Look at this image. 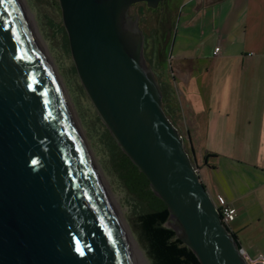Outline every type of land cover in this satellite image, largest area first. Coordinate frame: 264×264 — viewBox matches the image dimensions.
<instances>
[{"label": "water", "instance_id": "95a60500", "mask_svg": "<svg viewBox=\"0 0 264 264\" xmlns=\"http://www.w3.org/2000/svg\"><path fill=\"white\" fill-rule=\"evenodd\" d=\"M162 1L59 0L75 69L168 207V227L201 264H248L163 108L145 35L129 15ZM32 28L22 0H0V264H145Z\"/></svg>", "mask_w": 264, "mask_h": 264}, {"label": "crops", "instance_id": "0c3cea01", "mask_svg": "<svg viewBox=\"0 0 264 264\" xmlns=\"http://www.w3.org/2000/svg\"><path fill=\"white\" fill-rule=\"evenodd\" d=\"M180 22L173 56L183 109L177 119L186 123L204 185L213 199L237 209L229 228L256 257L264 254V0H197ZM250 147H260L257 156ZM207 154L216 156L204 166Z\"/></svg>", "mask_w": 264, "mask_h": 264}, {"label": "rangeland", "instance_id": "374dc122", "mask_svg": "<svg viewBox=\"0 0 264 264\" xmlns=\"http://www.w3.org/2000/svg\"><path fill=\"white\" fill-rule=\"evenodd\" d=\"M23 1L25 2L29 13H32L33 15V22L37 28V31H35L33 26L32 29L36 35L39 34V36H41L40 38L44 46L46 45L45 50L52 59L51 60L47 54H45L47 56V62L52 66L53 71L56 68L57 73H55V80L58 81V85L59 82H62L60 83L61 89L63 90L64 94L66 93L69 96L71 105L74 108L78 129L80 132L82 130L81 134L83 133L81 139L87 142V149L93 156V159H95L99 165L104 177L106 178V181L108 182L109 190H106L109 193L111 191L115 196L118 202V207L124 215L126 224H128L132 235L136 239V246L139 248L142 256L146 258L148 264H152L150 258L148 257L146 246L140 240L137 229L136 213L139 210V202L133 195L129 193L115 170L112 161V135L103 121L100 119L90 98L85 92L75 69L74 61L72 59L66 38V32L63 30L64 26L59 0H22V2ZM196 1L197 0L179 1L172 20L173 28L170 29V23H168L167 26L163 28L158 27L159 30H163V33H157L158 41L161 42L160 45H158V47L155 49V52L152 50L153 46L151 48H147L145 51L147 66L153 70L157 80L159 79L162 83L165 82L170 85L171 90L174 92L175 103L178 106L181 104L180 101L182 100V96L176 84L174 83L176 71L173 56L178 50V45L183 34V28L180 22L181 15L188 13L190 7L194 8ZM187 3H194V6L190 5L185 8ZM148 17L152 18L150 22L151 26L154 27L156 24V16L154 17L153 14L149 15L148 13ZM200 25H202V21L200 22ZM170 31L171 37L169 39ZM175 40H177L178 43L174 51ZM40 47H43L41 41ZM180 116L182 115L180 114ZM183 122L184 121H182V117L181 119L178 118L177 127L187 141V132L184 127L186 123L184 122L183 124ZM187 146H189L188 142ZM210 148H214V150H220L222 155L226 154L228 156H234L229 147H226L225 149L224 147L219 146ZM251 150H253V152ZM246 151L250 156L254 157L258 155L257 151H260V147H250L249 151ZM201 165L202 163H200L198 166L200 167V174L201 169L203 168Z\"/></svg>", "mask_w": 264, "mask_h": 264}, {"label": "trees", "instance_id": "16d2710c", "mask_svg": "<svg viewBox=\"0 0 264 264\" xmlns=\"http://www.w3.org/2000/svg\"><path fill=\"white\" fill-rule=\"evenodd\" d=\"M63 30L65 31L64 27ZM66 38L68 42L67 34ZM152 38L154 41L152 50L155 52L161 42L156 36ZM146 49L145 46V51ZM158 82L163 93V108L177 126V117L183 112L182 106L181 104L180 106L176 105L174 92L170 85L165 82L162 83L159 79ZM172 102L175 104H171ZM112 139V161L120 180L129 193L139 202V210L136 213L137 229L152 264H201L194 252L177 237L173 229L168 227L170 211L166 204L153 192L147 177L121 150L113 137ZM185 143L187 146L186 140ZM189 147L194 152L193 147L187 146L188 149ZM211 156L216 155L207 154L204 158V166H209L208 160Z\"/></svg>", "mask_w": 264, "mask_h": 264}, {"label": "flooded vegetation", "instance_id": "af4514ba", "mask_svg": "<svg viewBox=\"0 0 264 264\" xmlns=\"http://www.w3.org/2000/svg\"><path fill=\"white\" fill-rule=\"evenodd\" d=\"M179 1L181 0H163L156 8H150L146 2L132 6L129 15L135 22H139L140 29L145 35V46L147 48L153 46L154 41L152 37L156 36L158 39L157 33H163V30H159L158 27L163 28L170 23V29L173 28L172 20ZM148 13L149 15L153 14L154 17L156 16L154 27L151 26L150 20L152 18L148 17Z\"/></svg>", "mask_w": 264, "mask_h": 264}, {"label": "built area", "instance_id": "2783aa9c", "mask_svg": "<svg viewBox=\"0 0 264 264\" xmlns=\"http://www.w3.org/2000/svg\"><path fill=\"white\" fill-rule=\"evenodd\" d=\"M220 48H216V52H219ZM214 202L216 204V207L220 211V215L222 218L223 223L230 227V224H232L237 217V209L230 206L226 200L223 197H218L217 199H214ZM242 255L244 256L246 262L248 264H264V254H259L256 257L249 256L245 250H242Z\"/></svg>", "mask_w": 264, "mask_h": 264}, {"label": "bare ground", "instance_id": "6f19581e", "mask_svg": "<svg viewBox=\"0 0 264 264\" xmlns=\"http://www.w3.org/2000/svg\"><path fill=\"white\" fill-rule=\"evenodd\" d=\"M23 7H24V10H25V11H24V12H25V15H26V16H29V17H32V26L34 27L35 31H37V28L35 27L34 22H33V21H34L33 15H32V13L30 14L29 11L27 10V7H26V4H25L24 1H23ZM32 31H34V30L32 29ZM36 33H37V32H36ZM37 34H38V33H37ZM38 35H39V34H38ZM40 37H41V36H40ZM40 41H41V44H42V46H43V49L45 50V46H46V45L44 46V44H43L41 38H40ZM45 51H46V50H45ZM45 54H47V56L50 58V55L48 54V52H45ZM50 59H51V58H50ZM51 60H52V59H51ZM52 62H53V61H52ZM54 67H55V65H54ZM52 70H53V69H52ZM54 73H57V72H56V68L54 69ZM55 75H56V74H55ZM55 79H56V76H55ZM56 82L58 83L57 80H56ZM60 83H62V82H59V89L61 90V92H62L64 98H65L66 100L69 101L70 111H74V108H73V106L71 105V102H70L69 96H68V94H66V93L64 94V93H63V90L61 89ZM74 114H75V113H74ZM81 132H82V130H81ZM82 134H83V133H82ZM92 157H93V156H92ZM94 162H95V165H96V167H97V170H98V172H99V174H100V176H101V178H102V180H103V182H104V187H106L105 189H108V190H109L108 182L106 181V178L104 177V175H103V173H102V171H101L99 165H98L97 162L95 161V159H94ZM101 174H102V175H101ZM110 196H111V200L114 202V204H115V206H116V208H117V210H118V213H119L120 217L122 218V220H123V222H124V227H125L126 230L130 233V236H131V238L133 239V241L136 242V239H135L134 236L132 235V233H131V231H130V229H129L128 224H126V221H125V218H124L123 213L120 211V209H119V207H118V202H117L115 196L112 194L111 191H110ZM135 246H136V244H135ZM136 248H138V247L136 246ZM138 249H139V248H138ZM141 255H142V253H141ZM142 257H143V256H142ZM143 259H144L145 264H148L146 258L143 257Z\"/></svg>", "mask_w": 264, "mask_h": 264}]
</instances>
